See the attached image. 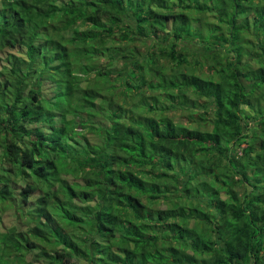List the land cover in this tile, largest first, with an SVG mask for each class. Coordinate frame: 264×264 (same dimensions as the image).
Wrapping results in <instances>:
<instances>
[{"label":"trees","instance_id":"trees-1","mask_svg":"<svg viewBox=\"0 0 264 264\" xmlns=\"http://www.w3.org/2000/svg\"><path fill=\"white\" fill-rule=\"evenodd\" d=\"M0 264H264V0H0Z\"/></svg>","mask_w":264,"mask_h":264},{"label":"rangeland","instance_id":"rangeland-1","mask_svg":"<svg viewBox=\"0 0 264 264\" xmlns=\"http://www.w3.org/2000/svg\"><path fill=\"white\" fill-rule=\"evenodd\" d=\"M202 20H201V22H202V24H204V25H206V27L207 28H209L210 26L207 24V22H205V18H201ZM163 34V33H162ZM160 41L159 39H155V41ZM154 42V40L152 41V42H149V43H153ZM166 43V42H165ZM115 67H117V68H122V65H121V63L120 62H117V63H115V65H114ZM122 103V102H121ZM163 116H165V117H169V118H171V119H173L175 122H178V123H187L188 122V119L186 118V116L185 115H183L181 112H173V113H171V112H167V113H165ZM245 146V145H244ZM21 181V180H20ZM19 181V182H20ZM33 197L35 198V197H37V194H35V195H33ZM10 216L11 215H9V216H6V218H5V225H4V227L6 226V227H13V228H15L16 230L18 229V228H20V225H21V228H23L24 227V222L21 220V224L19 225V224H17V223H15V221H13V220H10ZM17 225V226H16ZM84 230H86L85 229V227L83 226V228H82V231L84 232Z\"/></svg>","mask_w":264,"mask_h":264}]
</instances>
